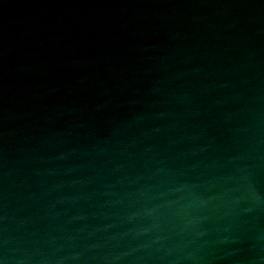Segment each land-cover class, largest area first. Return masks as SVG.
Returning <instances> with one entry per match:
<instances>
[{
    "label": "water",
    "instance_id": "1",
    "mask_svg": "<svg viewBox=\"0 0 264 264\" xmlns=\"http://www.w3.org/2000/svg\"><path fill=\"white\" fill-rule=\"evenodd\" d=\"M0 264H264V0H0Z\"/></svg>",
    "mask_w": 264,
    "mask_h": 264
}]
</instances>
